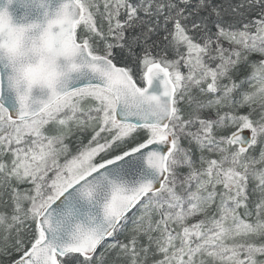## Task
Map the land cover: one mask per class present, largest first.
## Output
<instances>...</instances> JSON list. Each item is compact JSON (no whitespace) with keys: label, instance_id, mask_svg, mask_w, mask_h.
<instances>
[{"label":"snow or ice","instance_id":"6c2138e0","mask_svg":"<svg viewBox=\"0 0 264 264\" xmlns=\"http://www.w3.org/2000/svg\"><path fill=\"white\" fill-rule=\"evenodd\" d=\"M0 264H264V0H0Z\"/></svg>","mask_w":264,"mask_h":264}]
</instances>
